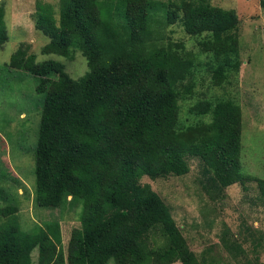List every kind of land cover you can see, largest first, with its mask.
<instances>
[{
    "label": "trees",
    "instance_id": "1",
    "mask_svg": "<svg viewBox=\"0 0 264 264\" xmlns=\"http://www.w3.org/2000/svg\"><path fill=\"white\" fill-rule=\"evenodd\" d=\"M259 5L264 8V0ZM112 6L107 0H59L57 10L38 5L34 27L49 39L41 52L67 59L80 52L83 75L72 77L54 59L36 61L23 45L6 64L36 76V90L44 94L35 199L44 207L75 206L79 227L70 233L68 259L60 221L22 231L12 217L17 205L0 207V264H33L34 248L36 264H106L110 258L114 264H213L190 249L170 207L140 182L186 174L189 156L200 159L206 183L218 194L254 181L264 209V178L241 169L239 103L198 100L189 108L198 119L179 125V100L193 93L194 57L162 29L180 17L186 33L201 36L200 51L211 52L216 63L211 81L221 86L239 71L236 11L209 0H169L159 30L152 31L154 0H119L120 20ZM4 16L0 5V46L8 39ZM222 246L231 257L244 251L228 236Z\"/></svg>",
    "mask_w": 264,
    "mask_h": 264
},
{
    "label": "rangeland",
    "instance_id": "2",
    "mask_svg": "<svg viewBox=\"0 0 264 264\" xmlns=\"http://www.w3.org/2000/svg\"><path fill=\"white\" fill-rule=\"evenodd\" d=\"M58 1L0 0L8 33L7 41L0 46V207L17 205L12 217L22 231H34L49 220L60 221L64 256L68 255L69 259L72 255L68 253L70 233L79 227L75 206L44 207L35 199L34 153L44 94L36 90V76L6 65L18 46L23 45L27 54L35 55L36 61H60L72 77L85 73L86 59L80 52H75L72 59L41 52L49 39L34 27L35 13L40 3H51L57 10ZM167 1L154 0L155 6L150 10L152 31L159 30L164 16L162 6ZM118 2L107 0L110 7L113 5L114 17L120 20L121 10L115 7ZM209 2L237 13L239 71L228 82L215 86L211 81V68L216 63L211 52L200 51L197 41L202 37L186 33L180 17L164 25L165 39L182 43L184 50L194 57L193 93L179 100V125L198 119L189 112L198 100L205 98L214 102L232 97L242 110L241 169L243 173L264 178V8L260 7L259 0ZM203 119L206 120L207 115ZM187 162L189 171L184 175L155 180L143 176L140 182L149 184L170 207L190 249L198 257L212 258L213 264H264V209L255 182L248 181L245 189L240 184H232L218 194L217 187L206 183L200 159L189 156ZM1 190L4 191L1 193ZM224 236L237 241L245 252L231 257L222 246ZM31 256L36 264L37 248ZM78 264H82L81 259ZM106 264H114L113 259Z\"/></svg>",
    "mask_w": 264,
    "mask_h": 264
}]
</instances>
